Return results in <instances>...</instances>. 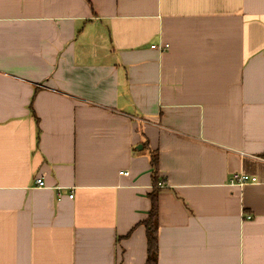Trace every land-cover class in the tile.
<instances>
[{
  "label": "crops",
  "instance_id": "0c3cea01",
  "mask_svg": "<svg viewBox=\"0 0 264 264\" xmlns=\"http://www.w3.org/2000/svg\"><path fill=\"white\" fill-rule=\"evenodd\" d=\"M261 159L264 0H0V264H146L154 190L157 264H264Z\"/></svg>",
  "mask_w": 264,
  "mask_h": 264
},
{
  "label": "trees",
  "instance_id": "16d2710c",
  "mask_svg": "<svg viewBox=\"0 0 264 264\" xmlns=\"http://www.w3.org/2000/svg\"><path fill=\"white\" fill-rule=\"evenodd\" d=\"M158 156L156 152H150V165L152 176L156 185V176L158 172ZM150 210L147 219L143 222L147 239V261L146 264H157L158 244V198L157 190L149 194Z\"/></svg>",
  "mask_w": 264,
  "mask_h": 264
},
{
  "label": "built area",
  "instance_id": "2783aa9c",
  "mask_svg": "<svg viewBox=\"0 0 264 264\" xmlns=\"http://www.w3.org/2000/svg\"><path fill=\"white\" fill-rule=\"evenodd\" d=\"M153 49L157 48L156 46H151ZM262 161H264V159H261ZM231 183L232 184H237V185H246V184H254V183H258V179L256 177H252L249 176L248 174L245 173H237V174H233L232 178H231ZM37 183L39 186L44 185L43 182L41 180H37ZM69 198H72V195L69 196Z\"/></svg>",
  "mask_w": 264,
  "mask_h": 264
}]
</instances>
